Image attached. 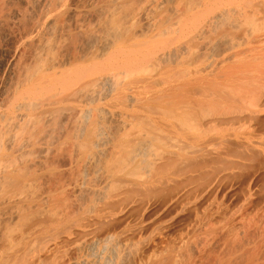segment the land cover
<instances>
[{
  "label": "bare ground",
  "instance_id": "bare-ground-1",
  "mask_svg": "<svg viewBox=\"0 0 264 264\" xmlns=\"http://www.w3.org/2000/svg\"><path fill=\"white\" fill-rule=\"evenodd\" d=\"M263 120L264 0H0V203L24 201L39 179L64 186L48 195L37 243L22 239L0 264H32L64 234L58 264H181L173 254L190 223L177 234V218L150 229L143 206L174 210L181 173L212 161L215 140ZM258 218L244 239L230 227L232 248L217 246L207 264H260ZM202 238L193 249L204 251Z\"/></svg>",
  "mask_w": 264,
  "mask_h": 264
},
{
  "label": "rangeland",
  "instance_id": "rangeland-1",
  "mask_svg": "<svg viewBox=\"0 0 264 264\" xmlns=\"http://www.w3.org/2000/svg\"><path fill=\"white\" fill-rule=\"evenodd\" d=\"M257 125L260 126L261 124H257ZM263 125H264V123H263ZM249 126H250V128L252 127L251 129L249 128L250 130L247 129ZM241 127H238V128H240V134L237 137H230L228 139V141L227 140L226 141H223V140H215L214 141L215 144L216 143H219V144H218V146L216 145V147H215V145H214L213 147L216 149L220 148V150H217V151H220L221 153L223 152V154H221L219 152L218 155H216V156L214 155L215 157H213V158L211 157L212 161L209 160L210 158H207L209 160V162L207 159H205L204 165L199 163V164H201L200 166L198 164L195 168L192 167V169L185 171L183 174L181 173L180 178L182 180H180V181L183 184L181 182L179 184L180 185L182 184L184 186L181 185L180 191L178 190L179 191L178 194L180 197L182 195V197L180 199L181 201L178 200L180 198V197H178V199H177L178 202H175L176 206L175 207L173 206L174 210H173V208H172V210L170 209V207H172V205H173L172 203H166V204L162 205L161 203L158 202L157 199L153 200L154 203L151 200L150 202H148V204L145 203V206H143L146 210V214H148L145 216L144 223L146 225L149 223L151 226L148 224L149 226L147 225V227L150 229L152 227L155 228L156 226H159V225L171 223L170 221L172 220V218L178 219L179 215H180V217L181 216L183 217L184 215L186 216V218L181 217L178 220L176 219L178 222L176 220L172 221L173 225L170 227V228H172V231H170V233L172 232L171 234H177V232L184 231L185 229L187 230L189 228V226L191 227V229L189 228L191 233H189L188 236L183 239V241L185 240L186 242L181 241V242H183V244L184 243L185 244L182 246V245H180V242H179V246H181V247L177 248L173 254L174 258L176 257V261L178 259L181 260L180 262L178 260L179 263L182 262L183 264L184 263L188 264L191 261L192 263L194 262L193 264H200L201 262H203L204 259L205 260L209 259L213 255H215L216 254L215 252L217 251L218 248L220 250H222L225 246H226L225 250L232 248V246L230 247V245L232 244L231 241L229 240L230 237L228 236L229 238H227V235L228 234L230 235V232H228V231H231L233 225H235L233 227L234 229H232L233 232L236 231L235 229H239L238 234H236L237 238H239V239L241 237L243 238L244 234H245L244 238H246V236H248V234H249V236L253 234L252 232L254 230H252V229H254V228L251 227V226H253L252 224L254 222H256V220L259 219L258 217L261 216L262 213H264V212H262V211H264L263 210L264 209V205H263L264 201L263 200L261 201V203H259L258 205L255 206V208L257 207V209L260 210V212L258 210H257L258 212L256 210H254L255 208L252 205V202H253V199H255V196L256 197L258 196L260 198L264 197V157H263L264 156V128H260V127L258 128L254 125L251 126V124H249V123H245V127H244V125H242ZM255 127H256V129H255ZM230 141H232V142L236 141V142H233L230 144ZM227 142H229V143H227ZM235 143H240V145L236 144L237 145L236 146ZM221 144H223L224 148H222L223 146L221 147ZM225 146H227V147L229 146V148H228L229 150H227V148ZM230 147L232 148V150H235V147L237 149L239 148L240 151L238 150V152L242 153V154L240 153L241 158L239 156L237 157V154H238L237 150H236L237 153L234 151H231ZM233 147H234V149H233ZM250 147H251V149H250ZM253 148H254V151H253ZM255 148H258V149H255ZM223 149L227 150V152L223 151ZM259 149L261 150V152L258 154L257 152H259ZM250 150H252V154L254 152H256L255 154H253L254 157L251 155ZM228 151H230L231 153ZM248 154H250V156H252L253 159L250 158V156H248ZM221 156L223 159H221ZM257 156H261V157L255 158ZM216 157H218L217 158L218 161H217V159H214ZM242 157H243V159H242ZM219 158H220V160H219ZM230 159H231V161H229ZM206 160H207V162H206ZM227 160L229 162H235L236 165H234L235 163H233V164L232 163L228 164L229 162L225 163ZM236 160H238L239 162H237ZM204 161H202V162L204 163ZM241 161L243 162L242 166H240ZM224 164H225V166H224ZM237 164H239V165H237ZM231 165H234L233 168ZM235 166H236V168H235ZM238 167H239V169H238ZM233 170H235L236 172ZM231 171L233 173H230ZM223 173H225L227 175L222 176ZM189 174H191L192 176L190 175L191 176L190 177ZM184 175H185V181L183 178ZM187 176H188V178H186ZM219 176H220V179H218ZM212 178L214 180L210 181V179H212ZM188 179L190 181H188ZM208 179H209V181H208ZM39 181H41V179H39ZM39 181H38L36 187H34V189L32 190V192L26 197V199L22 202L16 203L15 204L16 206L15 205L11 206V205H7L5 203H0V256L10 246L19 244V242L22 239H29L30 238V241H29L30 245H34L37 243V238H36V234H35L36 230L39 228L38 224H37V220L44 217L49 212L48 206L50 205V201L48 199V195H50L52 193H62L63 188H64V186H60V185H58L57 187H53L50 184L44 183V181L43 182L41 181L42 183L41 182L39 183ZM208 182L209 183L211 182V183L209 184ZM218 182H219V185L215 186V184H218ZM204 183H206V184H204ZM185 184L186 185L188 184V186H186ZM213 185L215 186V188L212 187ZM182 188H183V190H182ZM202 188H205V189H202ZM187 190H188V192H187ZM201 190H203V191L201 192ZM199 191L201 193H199ZM189 192H191L192 194ZM258 193L260 195L262 193L263 197H262V195L259 196ZM74 194H76V193L74 192ZM183 194H184V196H183ZM198 194H199V196H198ZM208 194H210V195H208ZM204 195L206 198H203ZM196 196H198V197H196ZM184 197H185V199H184ZM249 198L250 199L253 198L251 203H250V201L248 202ZM179 201H180V203H179ZM199 201L201 203L204 202V203H202L203 206L201 205V203ZM248 203H250V205ZM149 205H151V206H149ZM191 205H195V206L191 207ZM199 205H200V209L198 208ZM206 205H207V207H205ZM187 206H190V207H187ZM260 206H262V207H260ZM202 207H204V208H202ZM209 207H210V209L208 211ZM245 207H247V208L245 209ZM155 208L156 209L159 208V209L156 210ZM181 208L185 211H182ZM185 208H187V210ZM248 208L250 211L248 210ZM152 209L153 210L155 209L156 211L152 212ZM188 209L189 210L191 209L193 211L190 210V213H187V212H189ZM203 209H205V210H203ZM217 209H218V211H217ZM251 209L254 212V214H252ZM165 210H167V211H165ZM169 210H171V211H169ZM200 210H201V212H204V213H201ZM212 210H214V211L216 210L217 212L213 213L214 211L212 212ZM245 210H247V211H245ZM207 211H208V213H207ZM222 211H224V212H222ZM255 211H256V213H255ZM149 212L151 213V215ZM166 212H169V213L166 214ZM211 212H212V215L210 214ZM206 213H207V215H205ZM222 213L226 216H222L223 215ZM130 214H132V213H130ZM160 214L163 218L160 217ZM182 214H184V215H182ZM240 214L242 215V217ZM250 214H252V217H250L251 216ZM132 215H134V213ZM167 215L168 216L170 215V217H168ZM194 215H195V217H194ZM198 215L199 216L201 215L200 216L201 221L199 220ZM147 216H150V217L148 218ZM207 216H209V217H207ZM134 217L136 218V216H134ZM156 217L162 218V220L160 221V219H157ZM166 217H167V219H165ZM214 217H216L217 220H213L214 223H211L212 222L211 219H214ZM220 217H221V219L222 218L224 219V217H226V218L224 220L223 219L221 220ZM119 218H120V221L122 222L123 225L128 220V218L124 219L123 216H121ZM129 218L133 219V216H130ZM191 218H193V219H191ZM205 218H206V221H203ZM121 219L122 220L124 219V220L122 221ZM156 219L159 220L160 222L157 221L158 223H156ZM218 219H219V221H218ZM237 219L239 221H237ZM187 220H188V223H190V225L186 222ZM191 220H196V222L199 221L198 225L196 226L197 223H195V221H191ZM209 220H210V222H209ZM153 221L155 224L152 225ZM189 221H191V222H189ZM233 221H235V222H233ZM252 221H253V223H252ZM243 222L244 223L250 222V223H248V225L245 224V226H247V227H244V225H243V227L248 228V229L251 227L252 232L250 231V229L242 231L243 227L241 228V226H242V224H244ZM193 223H195V225ZM231 223H233V224H231ZM212 224H215V225L213 226ZM180 225H181V227H180ZM206 225H207V228H205L206 230H204V227ZM184 226H186V228ZM200 226L202 228L201 230L199 228ZM210 226H212V227H210ZM230 227H231V229H230ZM209 228H210V230H209ZM198 229H199V231H197ZM246 231H248L247 232L248 234L246 233ZM207 233H208V235H207ZM211 234L213 236H211V238L209 239ZM64 235H63L64 238L56 239L57 243H55L56 241L52 240L53 242L51 241L52 243L50 242L51 244L48 247L44 246L40 250L38 257H35L33 259L34 261L32 264H58V261L60 260L58 258L59 255H61L62 251H64V249L70 245V244L65 245L64 246L65 248L62 246L61 240H63V245L65 244L64 242H66V241H64V239L66 238L65 237L66 235L65 236ZM197 235L201 236V237L207 236L206 239L202 238L203 239L202 241L207 240V242L205 241L207 243V244L205 243L207 245V247L204 248V251L193 249L194 244L198 243L199 242L198 240L201 239V237L199 238ZM193 236L195 238L197 237L199 239L196 238L197 239L196 240ZM233 236H235V235L231 234V238H233ZM189 239H191V240L189 241ZM193 239L196 240V241L194 240L195 243H192ZM217 239L218 240L221 239L222 242L220 240L218 241ZM224 239H225V241H224ZM79 240H81V239H78L77 241H79ZM208 240H211L210 241L211 243H209ZM216 241H217V243H215ZM223 241L225 243H223ZM228 241L231 244L227 243ZM58 242H59V244H58ZM208 243H209V245H208ZM60 244L62 246L61 248L58 246ZM66 244H67V242H66ZM71 244H73V243H71ZM198 244L200 245V243H198ZM218 244H220V246ZM262 244L264 245V241H262L259 244L258 262L260 264H264L263 263L264 262V246ZM54 245H55V248H54ZM201 245H202V243H201ZM217 246H218V248H217ZM180 248H181V250H180ZM207 248L208 249L210 248V249L208 250ZM179 250H180V252H178ZM212 251H215V252H212ZM219 251H218V253H219ZM176 252H177V255H176ZM209 252H212L213 255H212V253H210V255H207V254H209ZM73 253H74V251L70 254V256H73L76 254V253H74V254ZM56 254H59V255L56 256ZM260 255H261V257H260ZM130 259H131V261H129V263H131V262L133 263V259L129 257V260ZM205 260L201 264H207V260L206 261ZM233 260L234 259L231 260V263L235 264L238 262L237 260H239V259L236 258L234 261Z\"/></svg>",
  "mask_w": 264,
  "mask_h": 264
}]
</instances>
